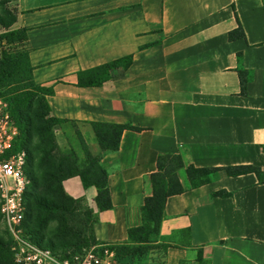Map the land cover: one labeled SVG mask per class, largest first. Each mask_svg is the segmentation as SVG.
Segmentation results:
<instances>
[{"label": "crops", "instance_id": "0c3cea01", "mask_svg": "<svg viewBox=\"0 0 264 264\" xmlns=\"http://www.w3.org/2000/svg\"><path fill=\"white\" fill-rule=\"evenodd\" d=\"M15 6L13 26L25 30L32 80L52 91L51 117L73 122L108 174L106 211L96 207L95 187L83 188L77 176L62 183L69 197L88 203L98 245L127 241L141 223L158 156L173 154L184 174L188 165L218 170L194 181L178 177L184 191L166 199L155 237L168 245L162 263L264 264V0ZM238 27L243 37L229 39ZM129 55L127 68L88 85L93 70ZM92 122L136 130H124L117 151L103 153ZM66 125L55 124L61 137ZM233 167L259 173L227 174ZM219 191L226 195L212 196Z\"/></svg>", "mask_w": 264, "mask_h": 264}, {"label": "trees", "instance_id": "16d2710c", "mask_svg": "<svg viewBox=\"0 0 264 264\" xmlns=\"http://www.w3.org/2000/svg\"><path fill=\"white\" fill-rule=\"evenodd\" d=\"M1 3V1H0ZM10 20L0 17V26L10 29L16 22L17 10ZM243 37L241 29L229 33V39ZM7 43L19 41L26 44L24 29L12 30L2 37ZM27 46V45H26ZM131 56L122 57L92 71L93 76L89 78V86H100L108 81L109 72L115 68H127ZM241 80V91H244L245 74L239 72ZM0 93L2 101L7 104L11 121L17 128V136L12 143L11 152L23 151L25 153L24 173L29 184L23 194L24 218L21 228L26 237L35 245L49 249L54 255L61 258L75 256L84 246L90 248L98 245L93 236L92 211L88 212V219L81 220L80 225L84 227L77 236H72L75 221L74 212L83 201L69 197L62 186L64 180L77 176L83 188L95 187L97 194L94 198L96 207L100 211L111 208L109 191L107 187V172L100 166V158L93 157L83 138L74 126L73 122L58 120L50 115V108L46 96L52 93L50 86H40L33 82L31 67L28 63V49L22 53H11L7 57L0 58ZM68 124L72 133L76 136L79 147L84 155V161L88 167L84 170L72 155H61L57 152V145L52 132L54 124ZM95 139L101 152H115L119 146V140L124 130H136L128 125H115L102 122L90 123ZM64 130V129H63ZM184 168L180 156L173 154L160 155L157 158V172L148 178L151 186V195L147 197L141 207V225L130 228L127 231V241L124 247L113 246L115 255L120 260L131 257L141 252L152 251L153 248L128 247V245L146 244L156 242L158 226L163 216V208L166 199L173 195L181 194L184 188L179 182L176 172ZM95 170L97 176L91 175ZM218 169H196L191 165L185 167V173L189 180L204 177ZM229 175L243 174L247 172L259 173L254 167L225 168ZM224 191L215 192L212 196H225ZM87 215V213H82ZM1 219L2 215L0 213ZM89 223L90 237L85 238ZM4 223V221H3ZM28 224V225H27ZM30 225V226H29ZM5 232L9 236L12 264L14 240L7 227ZM45 232L49 233L46 237ZM53 239L59 240L58 244ZM73 239L76 241L73 242ZM2 246V247H1ZM2 248V249H1ZM68 248H75L69 251ZM9 246L0 244V256L6 254ZM80 250V251H79ZM155 250V249H153Z\"/></svg>", "mask_w": 264, "mask_h": 264}, {"label": "built area", "instance_id": "2783aa9c", "mask_svg": "<svg viewBox=\"0 0 264 264\" xmlns=\"http://www.w3.org/2000/svg\"><path fill=\"white\" fill-rule=\"evenodd\" d=\"M17 133L7 104L0 102V213L14 240L15 264H119L112 245H94L84 250L83 255L61 258L49 249L33 244L25 236L21 228L24 218L22 200L29 181L24 173L25 153L11 152Z\"/></svg>", "mask_w": 264, "mask_h": 264}, {"label": "rangeland", "instance_id": "374dc122", "mask_svg": "<svg viewBox=\"0 0 264 264\" xmlns=\"http://www.w3.org/2000/svg\"><path fill=\"white\" fill-rule=\"evenodd\" d=\"M0 17H3L5 20H10L12 15L14 14V9H16L15 6V0H0ZM12 30H18L15 29L14 26H12L10 29H5L4 27L0 26V58L3 57H7V55H10L11 53H22L23 51L27 50V46L25 43L19 42V41H15L12 43H7L2 37L9 31ZM2 100L1 97V93H0V102ZM61 127V125H60ZM55 124L53 127V134H54V138L56 141V145H57V152L60 153L61 155H72V157H75L77 159V163L80 165V167H82V169L84 170L85 168L88 167V164L85 163L84 161V155L79 147V144L77 142L76 136L72 133V129H70L67 125L65 127V136L61 137V132L55 131ZM58 135H59V142H58ZM63 141V143H62ZM183 170V169H182ZM91 175L93 176H97V172L95 170H93L91 172ZM176 175L179 177L181 176L182 179H186V173L184 174L183 172H181V170L176 172ZM83 201V200H82ZM90 208L88 203L86 202H82L80 205H78V208H75L73 210L74 212V217H75V221H73L71 223V225L75 228L74 231L72 232V236H77L81 231L84 230V227L82 225L79 224V222H81V220H87L88 219V212H89ZM82 213H87V215H82ZM142 221V220H141ZM87 231H85V238L90 237V232H89V223H87ZM28 225V224H27ZM141 225V223H140ZM30 226V225H29ZM5 226L3 223V220L1 219L0 216V244H5L7 247L9 246V252L7 250V258H4L6 256V254H3L0 256V264H12L11 258L10 257V253H11V246H10V240H9V236L8 234H6L5 232ZM46 237H49V233L45 232ZM168 240V237H165ZM163 239V243L161 244H155L156 242H147L146 244H136V245H128V247H136L138 249H141L143 247L146 248H153L155 250L152 249V251H144L141 252L140 250H138V253H135V255H132L131 257H127L124 258L122 260H120L121 264H163L162 263V259H163V253L165 248L168 246L166 243L164 244L165 239ZM55 244L59 243V240L57 239H53ZM76 240L73 239V242H75ZM125 243V242H124ZM124 243H120V244H113V246L116 247H124L125 245H123ZM2 247V246H1ZM2 249V248H1ZM70 249L69 251H72V249L75 248H68ZM89 248H87L86 246H84V248L81 249L80 252H78V255H83V252H85L84 250H87ZM76 254V255H77ZM9 256V257H8Z\"/></svg>", "mask_w": 264, "mask_h": 264}]
</instances>
